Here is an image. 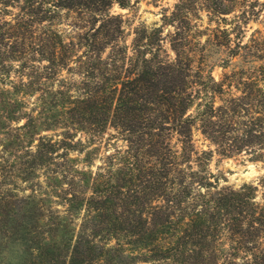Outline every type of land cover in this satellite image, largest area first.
<instances>
[{
	"label": "trees",
	"instance_id": "16d2710c",
	"mask_svg": "<svg viewBox=\"0 0 264 264\" xmlns=\"http://www.w3.org/2000/svg\"><path fill=\"white\" fill-rule=\"evenodd\" d=\"M252 3L176 0L127 44L110 8L130 0H0V77L19 79L0 87V248L17 245L0 264H264V176L234 188L209 168L244 153L264 169V56L239 39ZM196 6L222 42H192ZM208 45L243 66L215 79ZM195 127L213 149H195Z\"/></svg>",
	"mask_w": 264,
	"mask_h": 264
},
{
	"label": "rangeland",
	"instance_id": "374dc122",
	"mask_svg": "<svg viewBox=\"0 0 264 264\" xmlns=\"http://www.w3.org/2000/svg\"><path fill=\"white\" fill-rule=\"evenodd\" d=\"M253 1L252 6L254 7V10L257 11L254 19L250 17L247 24H244L243 27V33L240 34L239 39L242 40V43L248 42L250 46V53L252 54H261L264 56V0H251ZM176 2V0H130V5L128 8H120L117 4H114L110 8L111 14H119L122 17L123 25L125 27V34H126V42L127 44H130L131 39L133 37V30L136 26L144 24L147 27H153V26H159L163 23V15H169L170 12L173 9V5ZM11 9V8H9ZM13 10V9H11ZM15 11V9L13 10ZM12 11V12H13ZM3 7L0 5V17L3 16V13H5ZM69 18L65 17L62 19L61 23L56 25L58 29H66L67 24L69 23ZM212 21L208 20V16L206 12L203 10H200L197 8L192 9L191 15H190V28H189V34L191 35L192 42H197V40L200 41V43H205L206 39L213 35V33H216V40L218 42H222L224 39V36L219 30L216 32L212 31L217 23L222 24L221 20H217L216 17H212ZM173 30V27L171 25H165L163 27V36H167L169 32ZM213 37V36H212ZM235 39V38H234ZM215 41V39H212V41ZM236 40V39H235ZM167 45V42H165ZM210 47V48H209ZM209 53L208 56H206L205 59L200 60L202 61V65L208 69L209 65L212 64V75L215 77V79H220L224 72L231 70L232 68H240L243 66V61L241 62L239 57L230 58L232 59L231 65L224 69L220 67L219 65L228 59V49L221 47V48H215L213 46H209ZM256 64L263 65L264 66V59L261 61L255 62ZM196 65H197V57H196ZM257 74H261L260 71H257ZM19 79L16 77V73H11L10 77H5L2 79L0 77V87H6L9 88L10 86L13 87V83L17 82ZM11 81V82H9ZM13 82V83H12ZM6 84V85H5ZM10 89H12L10 87ZM233 92H235V89H232ZM39 106V103L36 99L35 95L25 96L22 100V109L27 114H33L36 115L37 109ZM21 109V110H22ZM20 111V110H19ZM2 111L0 110V114ZM23 122V120H20L19 122L15 123V125H19ZM53 132H59L48 130V131H41V134H53ZM114 131L111 129L107 130V133L103 135V143L106 141L110 142L112 144L109 149H112L113 146L116 147H122L124 144L119 139V137H113L110 138L108 141L104 138L109 137V134H113ZM77 137H83V134L77 133ZM192 141L194 144V147L196 150H206V149H213L214 147L209 143L207 139L200 133L199 130H197V127L193 128L192 130ZM102 143V144H103ZM100 154L102 155V149L100 150ZM72 156L75 154L72 153ZM100 160L96 159L94 164H99ZM209 168L210 170L218 175L220 177V184H226L230 185L234 188L239 187L241 184L246 182H254L257 183L258 179L262 176H264V169L262 167L261 162H255L249 160V157L247 154H237L230 157H221L217 154H213L211 160L209 161ZM39 181V178L37 179ZM41 181V188L40 191L48 190V188H45L44 178L40 179ZM39 181V182H40ZM36 182V181H34ZM17 186L28 188L30 186L29 183H14ZM36 186V185H35ZM30 192V189H26L25 193L27 194ZM57 199V197L52 196L47 201V205L54 209L57 208L58 210L62 211L63 207L61 205H55L53 202ZM51 200V201H50ZM52 202V203H51ZM17 250V245H11L8 243L7 245L2 243L0 248V256L4 259L3 261H6L7 258L4 257L5 255L15 257Z\"/></svg>",
	"mask_w": 264,
	"mask_h": 264
}]
</instances>
